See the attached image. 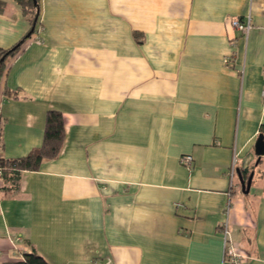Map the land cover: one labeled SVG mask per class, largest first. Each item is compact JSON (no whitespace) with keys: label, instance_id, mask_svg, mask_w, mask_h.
Masks as SVG:
<instances>
[{"label":"crops","instance_id":"crops-1","mask_svg":"<svg viewBox=\"0 0 264 264\" xmlns=\"http://www.w3.org/2000/svg\"><path fill=\"white\" fill-rule=\"evenodd\" d=\"M0 1L6 50L32 26ZM39 7L40 33L0 80V158L39 147L48 111L65 139L57 159L0 189V264L31 251L48 264H231L226 219L240 264H264V0ZM234 18L250 22L246 36ZM242 171L253 173L247 195Z\"/></svg>","mask_w":264,"mask_h":264},{"label":"trees","instance_id":"trees-1","mask_svg":"<svg viewBox=\"0 0 264 264\" xmlns=\"http://www.w3.org/2000/svg\"><path fill=\"white\" fill-rule=\"evenodd\" d=\"M21 9L31 23V32H29L21 41L16 43L10 49H0V80L4 77L8 61L19 51L22 44L35 32V27L39 18V0H13ZM4 9V2L0 1V13ZM4 95L8 98H17L15 92L5 90ZM65 139L64 123L61 113L57 111H48L45 115L44 131L42 142L39 147L33 148L27 155L18 159L0 158V169L2 171V183L0 189L5 184L15 185L22 172H37L41 164L45 161L57 159ZM1 143V130H0ZM1 146V144H0ZM251 172L242 171L241 176L247 179ZM8 264H48L35 251L25 253L23 259L18 262Z\"/></svg>","mask_w":264,"mask_h":264},{"label":"built area","instance_id":"built-area-1","mask_svg":"<svg viewBox=\"0 0 264 264\" xmlns=\"http://www.w3.org/2000/svg\"><path fill=\"white\" fill-rule=\"evenodd\" d=\"M230 24L232 25L233 28H235L237 31H239L242 35H245L248 33L249 29H250V22L246 21V22H242L239 19H231ZM41 31V27L38 26L35 29L34 34L38 35ZM180 164L186 168H190L191 164H192V157L189 155L183 156L180 158ZM235 163L233 162L229 171V179H230V188L234 189L237 188V185L234 184L233 179L235 176ZM2 171L0 169V185L2 183ZM176 206H180V204H176ZM230 210V205L227 204L225 212L226 215H228ZM228 220L226 219L223 223H221L219 231L221 232V234L223 235V242H224V255L225 258L227 259V261L231 264H240L242 259H243V255H241L235 245L233 243H231V240L229 238V232H228Z\"/></svg>","mask_w":264,"mask_h":264},{"label":"water","instance_id":"water-1","mask_svg":"<svg viewBox=\"0 0 264 264\" xmlns=\"http://www.w3.org/2000/svg\"><path fill=\"white\" fill-rule=\"evenodd\" d=\"M254 154L257 158L255 165H257L261 157H264V136L262 134H260L256 139L254 145ZM237 176L242 194L247 195L251 186L253 173H250L247 179H244L239 172H237Z\"/></svg>","mask_w":264,"mask_h":264},{"label":"rangeland","instance_id":"rangeland-1","mask_svg":"<svg viewBox=\"0 0 264 264\" xmlns=\"http://www.w3.org/2000/svg\"><path fill=\"white\" fill-rule=\"evenodd\" d=\"M238 193H240V192H238Z\"/></svg>","mask_w":264,"mask_h":264}]
</instances>
